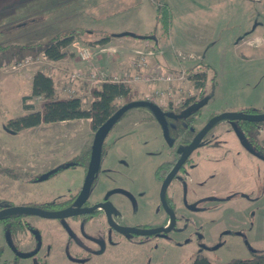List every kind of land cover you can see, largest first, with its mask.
I'll use <instances>...</instances> for the list:
<instances>
[{
  "label": "rangeland",
  "instance_id": "374dc122",
  "mask_svg": "<svg viewBox=\"0 0 264 264\" xmlns=\"http://www.w3.org/2000/svg\"><path fill=\"white\" fill-rule=\"evenodd\" d=\"M36 2L42 1L32 0L25 7L32 8ZM44 2L47 8L43 13H60L58 16H65L68 25L86 23L94 32L104 27L117 29L126 26L128 31L121 33L139 36L138 33L149 31V34L147 32L144 35L156 36L157 45H153V55L147 60L165 74H173L174 80L168 85L162 82L131 83L129 86L136 93L134 100L149 99L164 107L167 103L179 106L187 97L198 94L190 74L201 72L206 67L204 93L211 90L212 94L201 108L203 120L223 111H238L244 107L261 109L264 106V0H60L58 8L49 7L55 1ZM21 5H16L10 17L28 14L26 9L19 8ZM157 11L169 16L168 35L163 33V26L156 20ZM74 12L77 14L75 18L72 16ZM8 33L0 32V41L10 40L19 45H28L20 48L18 44H0L11 47L0 55V199H5L2 202L5 205H16L20 200H6L8 191L14 189L23 199L33 200L34 196L30 194L33 192L26 193L28 179L35 173H45L69 161L73 155L89 152L94 139L90 121L86 119L41 124L17 133L5 128L8 120L40 109V97L25 100L26 104L32 105L31 110L22 108L21 98L31 94L33 75L37 71L51 75L56 97L76 95L81 99L82 107L87 109L92 100L91 89L100 84L89 80L90 70L97 69V78L100 80L112 79L114 75L120 80L126 78L124 73L131 74L130 64L134 58L119 49H114V56L110 55L109 59L103 58L93 43L98 35L90 32L75 39L67 49V54L72 55L56 63L43 56V45L29 44L46 45L58 33H45L48 34L46 38L30 31L23 34L15 31L10 35ZM81 49L90 50V63L79 59ZM76 70H82V79H71L72 72ZM180 72H183L182 78L178 74ZM212 75L213 82L210 80ZM142 110L147 111L138 107L127 111L122 122L113 126V132L117 133L107 141L110 149L106 167L103 168L105 175H102V182L96 188L97 196L122 187L135 193L144 190L147 198L156 200L158 186L153 179V170L165 157L168 147L157 123L134 122L141 118L144 113ZM119 128L122 129L118 131ZM112 168L116 169V174L105 172ZM82 176L83 169L79 166L68 167L49 178L43 184L47 187L46 199L65 197L69 190L80 184ZM22 193H26L25 196ZM119 195L116 197L119 198ZM116 197L113 195L111 199L115 201ZM119 199L123 201L122 197ZM129 207L126 204L117 213L125 226L142 228L144 224H152L153 220L159 218L149 203L146 209L136 212H132ZM250 212L264 214V202L256 203ZM44 222L55 224L57 220L44 219ZM261 229L255 223L249 227L248 223L243 236H222L220 239L209 237L203 249H199L200 244L193 241L192 237L188 238L185 232L163 238L144 237V244L133 246L122 242L112 243L110 239L115 236H110V239H106L105 250L100 254H95L92 243H83L79 236L72 239L81 251L70 248L69 243L65 245L62 242L64 236H52L48 255H51L53 264H190L196 256H204L212 263L225 264L233 258L250 257L252 250L264 253V231ZM10 237L5 238L8 244ZM89 237L100 245V236ZM217 245L220 246L215 249ZM6 255L7 248L4 258ZM23 262L35 264L33 258L24 259Z\"/></svg>",
  "mask_w": 264,
  "mask_h": 264
},
{
  "label": "flooded vegetation",
  "instance_id": "af4514ba",
  "mask_svg": "<svg viewBox=\"0 0 264 264\" xmlns=\"http://www.w3.org/2000/svg\"><path fill=\"white\" fill-rule=\"evenodd\" d=\"M205 94L207 93H204V90L198 91L197 96L187 97L179 106L167 103L164 107L157 104L163 113L171 114L165 117L167 138L154 113L148 107H138L147 111L142 110L144 113L141 118L134 122L157 123L168 147L165 150V157L153 170V179L158 186L156 200L147 198L144 190L135 193L122 187L111 189L100 197L95 193L97 186L102 182V175H105L103 168L106 167L105 161L108 159L107 152L110 149L108 138L117 133L113 132V127L107 133L106 140L104 139L98 159L92 154L91 145L89 152L73 155L69 161L58 164L45 173L33 174L25 184L26 193L33 192L30 193L34 196L33 200L23 199L14 189L8 191L6 200L11 201L14 198L20 201L16 205H5L2 203L5 199H0V210L21 206L44 212L65 209L90 211L61 218H46L25 213L0 217V242L3 238L2 244L0 243V264H25L23 260L28 258H33L35 264H53L51 255H48L52 236H64L62 242L65 245L69 243L70 248L81 251L73 244V239L79 236L83 243H92L94 246L92 251L95 254H100L105 250L106 239H110V236L119 239V241L113 240L115 238L110 239L112 243L122 242L133 246L144 244L142 240L144 237L163 238L185 232L188 238L192 237L193 241L200 244L199 249H203L206 248L205 240L209 237L220 239L222 236H243L248 223L249 227L255 223L264 231V214L250 212L256 203L264 202V120L221 119L214 122L178 164L184 150L212 117L223 113L240 115L264 113V106L261 109L244 107L238 111L211 114L203 120L201 108L204 105L195 111L184 113L185 109L204 98L207 102L211 95ZM121 122L120 120L115 125ZM79 166L83 169L84 178L80 184L71 189L72 191L69 190L65 197L46 199L47 187L43 184L68 167ZM89 166L90 176L86 180ZM115 170L106 169L105 172L115 173ZM172 172V176L165 182ZM118 194H121L119 198L122 197L125 203L116 197ZM113 195L116 197L115 201L111 199ZM147 203L153 206L154 214L159 215L158 220H153L152 224L146 223L142 228L125 226L120 222L117 213L123 206L129 204L130 210L136 212L142 208L146 209ZM44 219H55L57 222L45 224ZM114 225L144 231L159 228L168 230L153 234H137L121 232ZM225 225L229 227L224 228ZM6 236H11L9 244ZM89 236H100V245L94 243ZM78 243L82 245L80 241ZM6 248L8 255L4 258ZM250 252L248 258L261 254L254 250Z\"/></svg>",
  "mask_w": 264,
  "mask_h": 264
},
{
  "label": "trees",
  "instance_id": "16d2710c",
  "mask_svg": "<svg viewBox=\"0 0 264 264\" xmlns=\"http://www.w3.org/2000/svg\"><path fill=\"white\" fill-rule=\"evenodd\" d=\"M156 20L163 26V33L168 35L170 25L169 16L165 13L161 14L159 13V11H157ZM84 34L89 33L83 30H77L61 32L54 35L50 39L48 44L43 48V56L51 62H56L63 59L67 55H72L67 54L68 47L71 46L75 39H79V37H82ZM90 34H95V32H91ZM151 36L153 37L151 39L153 41V45L156 46L158 39L153 34L143 35V40L149 39V37ZM111 37L115 36L103 35L100 39L94 40L93 43L102 44L108 41ZM7 49H11L10 45H0V52H4ZM206 70L207 68L203 67V70L201 72H194L189 76L192 80L194 89H197L200 92H202L206 87ZM213 79L214 76L212 75L210 80H212L213 82ZM212 85L213 83L211 84V87ZM211 93L212 91L210 90V92L205 95L210 96ZM135 94V91H133L128 84L120 82H102L99 84V86L91 89L92 100L88 108L84 109L82 107L81 99L76 95L61 98L56 97L55 87L52 78L42 71H37L32 77L31 94L29 96H23L21 100L22 108L28 111L32 109V105L26 104L25 100L30 99L32 97H40L42 98V105L40 109L26 113L20 117L8 120L6 122L5 128L10 132L17 133L24 129L36 128L41 124H53L58 122L86 119L90 121V128L93 132V135L95 136L99 127L112 114H114L122 105L134 100L133 98ZM120 101L123 102L122 105L119 104ZM126 112H124L115 121L113 126L122 119ZM190 264L216 263L210 262L205 257L197 256ZM225 264H264V253L255 254L251 258L246 259L233 258Z\"/></svg>",
  "mask_w": 264,
  "mask_h": 264
},
{
  "label": "crops",
  "instance_id": "0c3cea01",
  "mask_svg": "<svg viewBox=\"0 0 264 264\" xmlns=\"http://www.w3.org/2000/svg\"><path fill=\"white\" fill-rule=\"evenodd\" d=\"M30 1L32 0H0V32L8 31L9 32L8 34L10 35L14 31L17 34H23L24 32L30 31V33L34 32L35 35L42 34L43 38H46L48 36V34H45L48 32L60 33V32L77 31V30H83L87 33L94 32L93 29H90L89 25H87L86 23H81V24L76 23V25H73L71 23L68 25L65 16H61V17L58 16L60 13H54L51 15L49 14L47 15L43 13L44 9L47 8V4L44 1L47 0H41L42 2H36V4L32 6V8L25 7V4H27ZM52 1H55L56 3L51 4L49 7L58 8L60 0H52ZM17 4H23L19 8L26 9L25 11H27L28 14L23 15V13H21L19 14V16L13 15L12 17H10V14L13 13V9L16 7ZM72 16L73 18H75L77 14L74 12ZM58 26H62V27L57 28ZM123 31H128V28L126 26L119 27L117 29H110L104 27L102 29L95 30V34L98 35V37L95 38L94 40L100 39L103 35H115V34H120ZM143 32L144 33H138L139 36H143L147 32L149 34V31L146 32L143 31ZM1 43L15 44V45L18 44L10 40L0 41V44ZM152 43L153 41L151 39L141 40L127 36V37H111L108 41L102 44H95L94 46L98 47L97 48L98 52L102 54L103 58L107 57L109 59L110 55H111L110 57L114 56V54L112 53L114 49L115 50L119 49L122 52L125 51L126 55L129 54L132 58H135L134 55L135 50L145 51L146 45H151ZM29 45H36L39 47L43 45L42 48H44L47 44L45 45L41 43H34V44L30 43ZM19 46L22 47L28 45H19ZM3 53L5 52L0 53V55H2ZM65 60L66 57H64L59 61H56V63H61L62 61ZM48 76L51 77V75L49 74Z\"/></svg>",
  "mask_w": 264,
  "mask_h": 264
},
{
  "label": "water",
  "instance_id": "95a60500",
  "mask_svg": "<svg viewBox=\"0 0 264 264\" xmlns=\"http://www.w3.org/2000/svg\"><path fill=\"white\" fill-rule=\"evenodd\" d=\"M115 37H132L135 39H141L143 40V36H137L132 33H120V34H115L113 35ZM153 37H149V39H152ZM206 102V98L192 104L189 106L187 109L184 110V113H188L191 111H195L202 107ZM135 107H148L151 109V111L154 113L155 118L160 121L164 136L167 138L166 135V124H165V117L171 116L169 113H163L161 109L158 107L157 104L150 100H133L129 103H126L122 105L114 114H112L97 130L93 144H92V154L96 156V159H98V156L101 152V147L102 143L109 132L110 128L113 126L115 121L126 111L135 108ZM221 119H245L249 121H263L264 120V113L263 114H256V115H240L238 113H223L217 116L212 117L206 126L200 131V133L194 138L192 143L187 147V149L184 150L181 160L178 162V164L182 161V159L185 157V155L196 145L198 142L199 138L205 133V131L216 121L221 120ZM177 164V165H178ZM174 172V171H173ZM173 172L168 176V178L165 180V182L169 179L170 176H172ZM90 176V166L87 172L86 180H88ZM90 210H78V209H65L63 211H57V212H44V211H39L34 208H29V207H21V206H15V207H10L6 208L3 210H0V217L9 215V214H15V213H25V214H36L41 217H46V218H61L64 216L68 215H73L76 213H84V212H89ZM114 227L121 231V232H132V233H137V234H153L159 231H167V229H154V230H135L131 228H123V227Z\"/></svg>",
  "mask_w": 264,
  "mask_h": 264
},
{
  "label": "built area",
  "instance_id": "2783aa9c",
  "mask_svg": "<svg viewBox=\"0 0 264 264\" xmlns=\"http://www.w3.org/2000/svg\"><path fill=\"white\" fill-rule=\"evenodd\" d=\"M153 44L146 45L145 51L143 50H135L134 55L135 58L130 64L131 68V74L124 73V76L126 78L118 80V76L114 75L112 79L109 80H100L98 77V70L93 69L89 72V80L96 83H102V82H120L130 85L131 83H139V82H145V83H166L167 85L172 83L174 78L173 74L170 72L165 74L162 70H160L157 66H152L149 64L147 58L151 57L153 55L152 50ZM79 59L82 62L90 63V59L92 57V54L90 50L88 49H81L78 53ZM178 74H181V78L183 77V72H180ZM72 80H79L84 77V74L82 73V70H76L72 72L71 74Z\"/></svg>",
  "mask_w": 264,
  "mask_h": 264
}]
</instances>
